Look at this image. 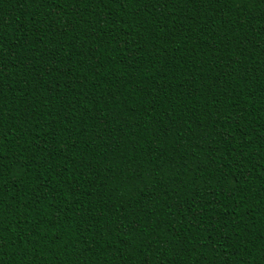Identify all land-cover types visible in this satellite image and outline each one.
<instances>
[{"label":"trees","instance_id":"1","mask_svg":"<svg viewBox=\"0 0 264 264\" xmlns=\"http://www.w3.org/2000/svg\"><path fill=\"white\" fill-rule=\"evenodd\" d=\"M0 264H264V0H0Z\"/></svg>","mask_w":264,"mask_h":264}]
</instances>
